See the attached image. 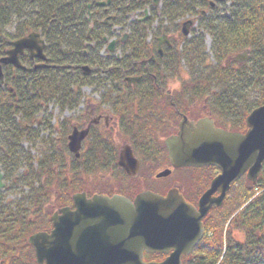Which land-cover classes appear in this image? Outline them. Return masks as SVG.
Returning a JSON list of instances; mask_svg holds the SVG:
<instances>
[{
    "label": "trees",
    "instance_id": "trees-1",
    "mask_svg": "<svg viewBox=\"0 0 264 264\" xmlns=\"http://www.w3.org/2000/svg\"><path fill=\"white\" fill-rule=\"evenodd\" d=\"M99 1L103 0H0V60L11 41L32 32L42 34L49 57L48 66L43 69H35L39 62L33 61L28 54L21 58L28 71L3 66L5 83L0 82V132L4 130V141L0 142V165L6 180L14 182L18 168L27 165L30 176L24 174L20 180L27 182L32 195L23 196L15 205H0V217L3 215L0 218L1 264H36L28 238L52 228L54 202L71 204L74 193L87 191V185L80 179L82 175L117 167L115 156L107 155V150L102 147L103 151L100 150L98 144H92L91 154L82 155L80 160L72 159L69 170L73 176L70 178L67 163L55 154L44 155L39 167H34L36 157L28 152L25 155L19 147L23 141L32 142L37 137L30 132L29 124H36L37 116L51 103L55 102L63 112L76 109L83 99L84 86L108 85L110 91L161 92L158 85L164 87L165 81L158 80L156 85L152 75L166 76L162 71L166 69L170 76L178 77L185 67L190 78L182 81L181 88L176 91L178 95L174 93V98L167 100L177 107L171 103L159 107L152 103L154 110L169 113L173 123L178 120V117L174 119L178 111L190 113L194 110L193 103L203 101L219 126L244 132L248 114L264 105V0H231L229 7H225L227 2L220 1L211 7L210 0H167L163 3L160 21L151 0H113L112 9L118 18L130 17L146 8L150 9L152 17L146 22L129 25L131 34L120 48V59L110 55L103 60L87 52L89 46L95 44L99 53L104 43V27L99 19L95 17L89 22L87 17L90 5L92 15L100 11L96 5ZM203 12L206 15H202ZM188 15L199 17L198 31L194 30L190 39L180 35L183 46L173 39L174 48H166L168 51L161 59L164 65L151 64L152 55L156 54V39L149 41L150 34L155 35L153 22H160L157 35L168 32L165 22L174 25L176 20ZM92 26L93 31L90 30ZM205 32L212 39L215 63H209L205 54ZM246 51L249 58L245 64L235 67L229 62L234 54ZM84 64L96 69L97 80L94 74L83 75L80 67ZM99 72H104L112 84H107V78H99ZM128 76H140L141 81L135 88L128 87L122 80ZM253 92H259V97L251 98ZM147 99L152 101L153 97L140 96L137 99L139 110L132 107L125 116L128 120L134 119L129 130L137 124L132 139L138 150L144 152L155 150L159 135L167 137L173 133L172 129H163L155 115L147 116L150 111ZM18 117L19 122L16 121ZM149 153L156 155V152ZM210 170L214 169L206 172H212ZM31 181L35 186L30 185ZM205 225L208 239L185 264H264V166L258 182L253 184L246 177L242 178L231 190L223 208L209 214ZM235 230L245 233L243 243L233 239ZM162 258L147 256V259Z\"/></svg>",
    "mask_w": 264,
    "mask_h": 264
},
{
    "label": "water",
    "instance_id": "water-1",
    "mask_svg": "<svg viewBox=\"0 0 264 264\" xmlns=\"http://www.w3.org/2000/svg\"><path fill=\"white\" fill-rule=\"evenodd\" d=\"M162 1L153 0V4L158 7ZM192 24H184V36H189ZM164 42L168 40H159L160 51ZM114 46L113 41L109 51L113 52ZM12 47L1 59L2 65L22 68L20 57L26 51L33 59H45L46 43L39 33L12 43ZM84 73L90 75L91 69L85 67ZM246 124L245 134L233 133L217 128L209 118L194 122L184 117L177 134L166 139L173 168L216 167L220 171L198 207L188 203L176 188L166 196L143 192L133 201L119 195L89 198L86 193L75 194L74 209L67 207L52 216L51 232L29 238L37 264H182L183 257L203 239V219L210 210L223 205L231 186L245 174L254 184L260 177L264 164V106L251 112ZM88 133L74 128L69 136V150L77 158ZM119 165L130 176L138 175L139 162L130 147L123 148ZM171 173L167 170L157 177ZM3 178L0 170V189L5 187ZM145 254L168 256L162 262H146Z\"/></svg>",
    "mask_w": 264,
    "mask_h": 264
},
{
    "label": "rangeland",
    "instance_id": "rangeland-1",
    "mask_svg": "<svg viewBox=\"0 0 264 264\" xmlns=\"http://www.w3.org/2000/svg\"><path fill=\"white\" fill-rule=\"evenodd\" d=\"M212 1V0H210ZM230 2L231 0H227V4H225V7H229L230 6ZM99 12V11H98ZM161 12V8L157 9V14H159ZM144 13L140 12L138 14H135L132 17H123V18H118V15L115 12H109L108 14H100L97 15L95 13V16H93L94 18L96 17V19H99L100 23H105L106 28L104 29L105 33H108L105 35L106 38H108V40H115L118 43H120L121 38L127 34L130 37L131 34V29L129 28V25L132 24L135 20L143 18L144 17ZM188 18H195L194 15H188ZM185 18V17H184ZM184 18H180L179 20H176V24L181 26V23L186 20ZM158 19L160 21L161 18H159L158 15ZM94 20V19H93ZM114 20V23L112 22ZM198 20V19H197ZM160 22H155L153 24V32H155L154 38L157 37H161V33H157V28L159 27ZM165 26L169 27V31L171 32V36L174 37L173 33L176 32L175 29L177 26L174 25H169L165 22L164 24ZM198 25H195L194 28H192L193 32L194 29L195 31H198ZM10 32L13 31L12 28L9 29ZM203 31H199V34H203ZM129 39V38H128ZM153 39V33L150 34L149 36V41H152ZM175 40H179L180 42V46L184 45V42L180 40V37L175 36L174 38ZM204 39H205V45H206V51L205 54L209 59V63H215L214 60V56L212 54V39L211 37L205 32L204 35ZM95 46L98 47V45L92 44L89 46L87 52L96 55L99 59H108L109 58V54L105 53L108 47V43H103L102 48H100V52L98 53V49L95 50ZM118 49H120L119 45L117 47ZM86 52V53H87ZM121 52V49H120ZM181 52H182V48H181ZM119 54V53H118ZM122 54V52H121ZM120 55V54H119ZM239 55H243L242 56V60L246 61L248 60V57H246V53L245 52H240V53H236L234 54L232 57H230L229 62L234 64L235 67H240V63L238 64L236 61V58ZM184 63V62H183ZM96 69H93V73H96ZM99 78L102 79H106L107 75L104 74V72H99ZM94 78H96L97 80V76L96 74H94L93 76ZM174 77H171V79H173ZM190 78L189 76V72L187 70V68H183L181 70V75L179 76V80L181 81H186ZM109 86L106 85V87L102 86V87H97V86H84L81 90L82 94H83V99L81 100L80 105L73 110H65L64 112L61 110V108L55 103H51L50 105L47 106V108L43 109V111L39 114V116H37V118L35 120H37L36 124H29V129L30 132L33 133L35 136H37L34 141L29 142V141H23L19 147V151H21L22 153H26L28 152L32 157H36L35 159H33V165L34 167H39V163L41 161H43L44 157H46L47 155H52L55 154L57 156H59L60 158H62L63 160H65V162L67 163V171L68 173V177H72L73 175L70 174V168L72 167V159L74 158L73 155L69 152L68 149V137L71 135L72 131H73V127H78L80 130L83 129V127H85V103L84 100L87 99L89 96H93V94L97 93V92H104V91H109L110 88H108ZM251 98L252 97H259L260 93L258 92H253L252 94H250ZM94 97V96H93ZM255 98V99H256ZM203 101L200 102L201 105H203ZM19 117L16 118V121L19 122ZM4 130H2V132H0V142L4 141ZM114 134H108L107 135V139L114 142L115 143V139H114ZM34 136V137H35ZM89 136V135H88ZM161 138H165V136L160 135ZM123 139V138H122ZM126 140V139H124ZM84 142V141H83ZM117 142V139H116ZM88 142L84 145V148L82 150V155L86 154V152L88 151V149L90 147H88ZM113 148H115V145L112 146ZM86 149V150H85ZM47 154V155H46ZM26 155V154H25ZM45 155V156H44ZM44 156V157H43ZM1 166V165H0ZM2 167V166H1ZM165 164H153V163H144L141 172L140 170L138 171V173L140 172V177L138 178V187L140 188V192L139 193H143V187H148L150 189H155L159 186L162 187V185L167 186L164 187L166 190L167 189H172V188H177L180 190V188L182 187L181 184L185 185L186 183V194L189 195L190 192H188V188H190L191 186H193L196 182V178L197 177H203L206 176L207 177V182L209 183L210 181H212V178H214L215 176L209 175L204 171H195V170H182V171H175L169 178H167L166 180H161V181H156L154 180L155 177L157 175H159V173H161L162 171H164L165 168ZM100 168V167H99ZM18 172L15 178V181H8L6 180V187L4 190L0 191V198L2 204H0L1 206H5L8 204H12L15 205L17 203L20 202V199L23 196H28V195H32L31 193V188L27 185V182L24 180H20L21 176H30V173L27 171L29 170L27 165L22 164L19 168H18ZM33 175V174H32ZM134 177V175H133ZM83 182V184L87 185V191L88 193L91 194H95V193H99V195H104L102 190L103 187L105 186L106 191H108L109 189H107L106 185L110 186L112 188V191H115L116 189L119 190V188L125 187V184L123 185V173H121V171L116 170V169H112L110 170L109 168H104L102 169H97L96 171L90 173V174H86L85 176L82 175L80 178ZM32 182V181H31ZM177 183V184H176ZM31 186H35V184L32 182V184H30ZM156 188H155V186ZM86 191V192H87ZM110 191V190H109ZM157 191V190H156ZM82 192V191H79ZM42 205V209H46L45 206H43V203H41ZM29 214L31 215L32 212L29 210ZM233 239L236 242L239 243H243L245 241V233L243 231H239V230H235L233 232ZM192 253V252H191ZM191 253L189 255H191ZM158 255H162V254H158ZM185 256V262L184 264L188 261V259H190L191 256ZM194 255H196L194 253ZM1 263V260H0Z\"/></svg>",
    "mask_w": 264,
    "mask_h": 264
},
{
    "label": "flooded vegetation",
    "instance_id": "flooded-vegetation-1",
    "mask_svg": "<svg viewBox=\"0 0 264 264\" xmlns=\"http://www.w3.org/2000/svg\"><path fill=\"white\" fill-rule=\"evenodd\" d=\"M112 7H113V4L108 9L103 8L102 13L107 14L110 11V9H112ZM151 17H152V14H151ZM153 23H155V22H153ZM155 39H156V54L152 55L151 64L164 65V62L161 61V59L164 58L165 53L168 51L167 49L168 48L169 49L174 48V45H173V43L169 42V40H168L169 44H165V45L163 44L161 46V51H160L158 49V46H159L158 38L155 37ZM152 41H153V39H152ZM118 45L121 48V46L124 44L117 42L115 45L114 51H117ZM118 51L120 52V49H118ZM119 54H117L118 59L121 58V54L120 55ZM157 71L161 72V70H159V69ZM162 71L164 72V74L166 76L152 75V78L154 79V83L156 85H158V83H157L158 80H164L165 81L164 87H161L160 85H158L159 89L162 90L161 92L137 93V92H129L126 90H123V91H110L109 90V91H104V92H97V93L93 94L94 97L89 96L87 99L84 100V103H85V105H84L85 106V116H84L85 127H83V128H89L90 132H89L88 138H86L83 142L82 150L84 148V145L88 142V147H90V148L86 152V155L91 154L92 144H98L100 150H102V148L107 150V155H108V153H111L115 156L116 162H117V167L114 169L121 171V173H123V177H124L122 184L123 185L125 184V187L119 188V190L116 189L115 191H112V188L110 186L106 185L107 189H109L110 191L109 190L106 191V188L104 186L103 190H102L103 194H107L109 196H112L115 194H120V195L125 196L126 198H128L130 200H134L136 198V196L138 194H140L139 193L140 188L138 187V178L140 177L139 175H140V172H141V169H142L144 163H146V164L147 163L165 164L166 167L164 168V171H162V172H165L167 170L172 169L171 163L169 160L168 151H167L166 145H165V138L166 137L161 138V136L159 135V139L155 143V145H156L154 148L155 150L145 151V152L143 150H142L143 152L141 150H138V146L136 145V143L132 139V132L133 131L135 132V130L137 129L138 126L136 127L137 124L134 123V126L132 127L133 129L131 128L129 130L128 129V128H130L129 124H131L132 121L134 122V119L128 120V118L125 116H127L129 114L130 109L132 107H135V109L137 111L139 110V102L137 101V99L140 96L153 97L152 101L147 99V105H149V108H150V111H148L147 116L150 115V117H151L152 114L155 115L157 122L162 123L163 129H168V130L172 129L173 130L172 134L177 133L178 127H179V125H180V123L184 117H188L190 121H197L203 117H209V118L211 117V115H210L211 112H209L207 106H204L202 108V105L200 104L199 101H196L195 103H193V105L191 107L194 110H191L190 113H186V112L183 113V112L178 111L177 116L174 117V119H176V117H178L177 118L178 120L174 123L170 120V118L168 116L169 113L162 114L161 111L154 110L152 108V103L156 104L158 107L161 104H168V103H171L177 107V105L174 102L172 103L171 101L170 102L167 101L170 98H174L173 95H174V93H177V92H169V91H166V89H167V83L169 80H171V77H174L175 79H179V76L178 77L170 76L166 69H163ZM132 77H137V76H132ZM130 78H131V76L124 77L122 79L128 87L135 88L138 85V83L141 81V77L140 78L137 77V78H139V80H137L135 82V84H133L134 82L128 83V79H130ZM108 80L109 79L107 78V81ZM107 84L111 85L112 83H111V81H108ZM108 88H110V87H108ZM177 95H178V93H177ZM133 98H137L136 102L132 101ZM122 105H128V107L121 108L120 106H122ZM138 117L142 118L141 115H138ZM215 125L217 127L221 126V125L219 126V124L216 122H215ZM221 128H223V126H221ZM108 134H114L113 136L115 139V143L107 139ZM162 136H164V135H162ZM116 139H117V142H116ZM124 139H126V140H124ZM113 145H115V148L112 147ZM128 145L131 147L132 153H133L134 157L138 160L139 165H140V169H139L140 172L138 173V175L136 177L130 176L119 165L122 150H123V148H125ZM164 148L166 149L167 154L164 152ZM82 150H81V153H82ZM149 152H151V153L156 152V155H152ZM109 169L112 170V168H109ZM175 171H178V170L172 169V174ZM218 173L219 172H216V174L213 173V176L216 177L218 175ZM3 175H4L3 183L6 187V182H5L6 177H5L4 172H3ZM209 175H211V173ZM170 176L162 177V178H158L156 176L154 180H156V181L166 180ZM214 178H212V180ZM206 180H207L206 176H204V178L200 177V176L197 177L195 184L193 186H191L190 188H188V192H190L189 195L186 194V184L187 183L185 185L181 184L182 187L180 189H183L184 196L186 197V199L189 202L194 204L196 207L198 206L202 195L210 188L212 181H210L208 183ZM164 187H167V186L162 185V187L158 186L157 188L155 186L157 191L155 189L143 187L144 189L142 192H153V193L158 194V195L166 196L173 189L172 188V189L166 190ZM4 189L5 188L0 189V191L4 190ZM215 196H219V194L216 193ZM206 220L207 219L204 220V224H205ZM207 236H208V234H207ZM200 246H201V244H198L197 246H195L192 254L196 253L198 248H200ZM164 257L166 258L167 255Z\"/></svg>",
    "mask_w": 264,
    "mask_h": 264
},
{
    "label": "bare ground",
    "instance_id": "bare-ground-1",
    "mask_svg": "<svg viewBox=\"0 0 264 264\" xmlns=\"http://www.w3.org/2000/svg\"><path fill=\"white\" fill-rule=\"evenodd\" d=\"M164 13V12H163ZM94 15H92L91 13H89L88 12V15H87V17L88 18H91V17H93ZM17 41V40H16ZM16 41H11L10 43H9V45L11 46L12 45V43H14V42H16ZM8 49L6 50V52H5V55L3 56V58H5V57H7L8 56ZM47 46H46V48L44 49V52H43V56H44V58L45 59H41V58H39V57H36V58H34L33 59V61H35V62H39V63H37L36 64V66H35V69H43V68H45L46 66H48V64H49V57H48V54H47ZM2 58V59H3ZM20 64H21V67L22 68H18V67H15V66H12V67H14L15 69H17V70H23V71H28V67L26 66V65H24L23 63H22V61H20ZM85 67H88V68H90L91 70H92V68L90 67V66H88L87 64L85 65H83V66H81L80 68H81V70L82 71H84V68ZM72 72H74L73 70H72ZM83 75H85V73H83ZM86 77H88V75H85ZM0 82L2 83V84H4L5 83V80H4V74L3 73H0ZM2 169V167L0 166V170ZM42 206V205H41ZM67 207H70V208H72V209H74V202H73V200H72V203L70 204V203H67V204H58V203H55L54 202V204H53V210H52V215H51V225H52V228L49 230V231H39V232H37V233H40V232H51V230L53 229V222H52V216L57 212V211H59V210H62V209H65V208H67ZM62 214V213H61ZM60 214V215H61ZM1 217H3V215H1ZM0 217V218H1ZM37 233H34L33 235H35V234H37ZM33 235H31V236H33ZM30 236V237H31ZM29 237V238H30ZM35 255V254H34ZM35 257H36V255H35ZM1 264V263H0Z\"/></svg>",
    "mask_w": 264,
    "mask_h": 264
},
{
    "label": "clouds",
    "instance_id": "clouds-1",
    "mask_svg": "<svg viewBox=\"0 0 264 264\" xmlns=\"http://www.w3.org/2000/svg\"><path fill=\"white\" fill-rule=\"evenodd\" d=\"M181 88V81L179 79H171L167 83V89L169 92H176Z\"/></svg>",
    "mask_w": 264,
    "mask_h": 264
}]
</instances>
